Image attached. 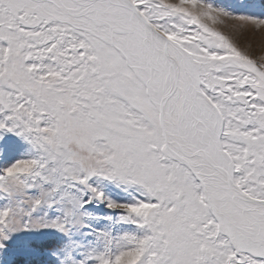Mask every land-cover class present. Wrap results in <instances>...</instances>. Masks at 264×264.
<instances>
[{
    "label": "snow or ice",
    "instance_id": "snow-or-ice-1",
    "mask_svg": "<svg viewBox=\"0 0 264 264\" xmlns=\"http://www.w3.org/2000/svg\"><path fill=\"white\" fill-rule=\"evenodd\" d=\"M0 264H264V0H0Z\"/></svg>",
    "mask_w": 264,
    "mask_h": 264
},
{
    "label": "rangeland",
    "instance_id": "rangeland-1",
    "mask_svg": "<svg viewBox=\"0 0 264 264\" xmlns=\"http://www.w3.org/2000/svg\"><path fill=\"white\" fill-rule=\"evenodd\" d=\"M220 2H222L224 4H228V3H230V0H220Z\"/></svg>",
    "mask_w": 264,
    "mask_h": 264
}]
</instances>
